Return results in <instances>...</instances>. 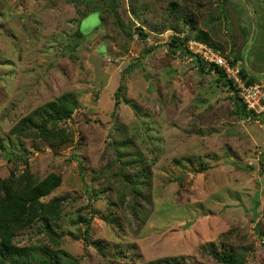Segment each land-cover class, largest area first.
<instances>
[{
    "label": "rangeland",
    "instance_id": "obj_1",
    "mask_svg": "<svg viewBox=\"0 0 264 264\" xmlns=\"http://www.w3.org/2000/svg\"><path fill=\"white\" fill-rule=\"evenodd\" d=\"M88 1L0 0V191L61 177L42 199L61 198L59 217L14 242L80 264H225L216 251L264 264V114L240 117L218 75L178 48L190 35L191 53L195 24L263 81L264 0H121L123 26ZM68 92L79 107L58 129L71 140L12 132Z\"/></svg>",
    "mask_w": 264,
    "mask_h": 264
},
{
    "label": "trees",
    "instance_id": "obj_2",
    "mask_svg": "<svg viewBox=\"0 0 264 264\" xmlns=\"http://www.w3.org/2000/svg\"><path fill=\"white\" fill-rule=\"evenodd\" d=\"M88 2L97 3L95 0H89ZM103 5L109 13L113 14L119 25L123 26L124 21L120 13L121 0H103ZM91 5V4H88ZM172 6H176L173 3ZM98 7V6H97ZM92 11L102 10L91 9ZM102 15V14H101ZM84 17V16H83ZM102 15V20L104 21ZM187 22L195 23L193 18L186 17ZM192 29L196 31L194 38L207 43L211 47H215L217 51L220 47L212 40V37L208 32L200 29L195 24L192 25ZM141 30V29H140ZM78 37L82 38L84 35L79 31ZM141 35L147 36L141 32ZM192 38L190 35L185 36L180 40V46L178 47L183 53H188L194 57L193 60L199 72L204 75L208 73H216L222 84L228 87L229 91L233 93L232 98H235L237 114L242 118H256L260 115H256L253 111L247 109L245 103L240 99L236 90L234 81L226 74V72L215 64L208 65L204 59L197 54L187 52L184 43ZM176 39V38H174ZM222 53V52H221ZM223 54V53H222ZM224 55V54H223ZM231 64L236 66L238 59H229ZM240 73L247 84H253L259 82L257 78L252 77L244 69H240ZM120 88L124 90L126 85L121 84ZM128 104L131 101L125 98ZM116 102V106L118 105ZM79 107V102L73 92L65 93L59 96L57 99L50 101L23 118L19 125L12 129L14 134L24 137L38 136L46 141L51 142L54 145L64 144L71 140L70 133H67L63 129H58V124L61 121L72 118L74 112ZM264 114V113H263ZM204 169V168H203ZM61 184V177L57 174H50L41 182L30 184H23L21 181L11 180L2 184L4 193L0 191V264H18L20 261H25L23 264H80V261L63 251L53 250L48 246H20L14 242L17 233L36 221H47L48 219H56L59 217V202L61 198H55L48 205L42 201L44 197L49 195L52 190L57 188ZM82 222H85V230L83 231V240L88 242L89 232L91 226V218H82ZM53 232V231H51ZM258 233L264 237V231L258 230ZM214 256L225 264H240L241 260L237 258L231 251L217 252ZM150 264H167L163 260H156L150 262Z\"/></svg>",
    "mask_w": 264,
    "mask_h": 264
},
{
    "label": "built area",
    "instance_id": "obj_3",
    "mask_svg": "<svg viewBox=\"0 0 264 264\" xmlns=\"http://www.w3.org/2000/svg\"><path fill=\"white\" fill-rule=\"evenodd\" d=\"M189 48L192 53L200 55L208 65L215 64L226 72L234 81L238 95L248 110L253 111L256 115L264 113V80L247 84L240 71L231 64L229 58L207 43L191 40Z\"/></svg>",
    "mask_w": 264,
    "mask_h": 264
}]
</instances>
